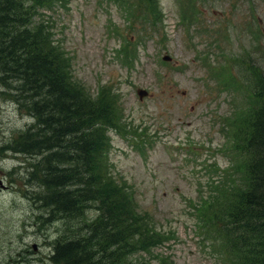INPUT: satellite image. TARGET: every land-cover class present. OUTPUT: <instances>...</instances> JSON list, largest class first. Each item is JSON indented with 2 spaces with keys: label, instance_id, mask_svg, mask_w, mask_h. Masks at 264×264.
I'll return each mask as SVG.
<instances>
[{
  "label": "rangeland",
  "instance_id": "rangeland-1",
  "mask_svg": "<svg viewBox=\"0 0 264 264\" xmlns=\"http://www.w3.org/2000/svg\"><path fill=\"white\" fill-rule=\"evenodd\" d=\"M157 3L149 14L138 0L136 7L133 0H61L42 16L76 80L93 96L101 87L117 96L126 121L119 130L129 135L110 132L111 172L133 185L142 213L176 233L152 254L170 264H224L227 254L203 236L194 204L235 163L223 123L228 118L233 131L252 102L244 61L264 64V0ZM224 55L232 66L220 82L211 67L229 64ZM139 88L147 91L141 99ZM17 103L0 83V264H45L66 226L46 220L48 210L31 196L34 159L2 148L34 120ZM96 214L91 207L85 217Z\"/></svg>",
  "mask_w": 264,
  "mask_h": 264
},
{
  "label": "trees",
  "instance_id": "trees-1",
  "mask_svg": "<svg viewBox=\"0 0 264 264\" xmlns=\"http://www.w3.org/2000/svg\"><path fill=\"white\" fill-rule=\"evenodd\" d=\"M141 1L154 12L157 0ZM53 3L0 0V83L13 98L22 96L18 101L37 119L3 148L34 159L31 196L48 210L46 220L57 217L66 226L53 264H154L147 256L173 232L142 213L132 188L112 174L107 133L123 127L117 96L106 87L93 96L72 75L70 59L39 17ZM254 84L255 106L236 143L246 156L240 181L221 184L204 209L230 264H264V73ZM91 207L97 214L87 219Z\"/></svg>",
  "mask_w": 264,
  "mask_h": 264
},
{
  "label": "bare ground",
  "instance_id": "bare-ground-1",
  "mask_svg": "<svg viewBox=\"0 0 264 264\" xmlns=\"http://www.w3.org/2000/svg\"><path fill=\"white\" fill-rule=\"evenodd\" d=\"M22 98H23V97L20 96V98H17V99L14 98V100L17 101V102L19 103L18 100H21ZM23 107H24V109H27V106H26L25 104H23ZM52 253H54V247H53L52 250H51V255H52ZM51 255H49V256L47 257V259L51 260V259H50V256H51Z\"/></svg>",
  "mask_w": 264,
  "mask_h": 264
},
{
  "label": "water",
  "instance_id": "water-1",
  "mask_svg": "<svg viewBox=\"0 0 264 264\" xmlns=\"http://www.w3.org/2000/svg\"><path fill=\"white\" fill-rule=\"evenodd\" d=\"M139 93H140L141 97H143L145 94H147V91L143 90V89H140Z\"/></svg>",
  "mask_w": 264,
  "mask_h": 264
}]
</instances>
